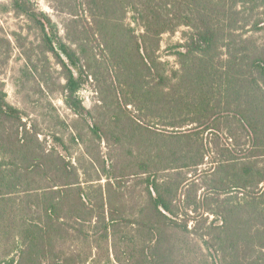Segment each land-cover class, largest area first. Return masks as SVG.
<instances>
[{
    "label": "trees",
    "instance_id": "trees-1",
    "mask_svg": "<svg viewBox=\"0 0 264 264\" xmlns=\"http://www.w3.org/2000/svg\"><path fill=\"white\" fill-rule=\"evenodd\" d=\"M60 2L73 16L66 36L75 48L58 37L55 25L32 1L11 0V8L40 31L45 53L64 77L60 88L65 104L75 114H84L77 93L85 80L76 74H85L89 56L95 61L100 57L102 63L116 64L121 74H132V95H139L145 116L158 121L159 128L146 125L142 132L146 161L154 163L155 158L162 171H176L174 181L144 172L154 214L145 230L156 236L152 250L158 252V264H169L168 257L175 253L165 247L168 225L180 233L188 231L187 221L172 220L178 215L173 205L178 192L189 183L179 179L178 171L197 170L207 157L210 167L203 170L200 202L215 219L208 228L223 235L219 255L230 251L238 262L239 250L251 246L259 254L254 263L264 264V49L254 48L239 32L242 23L251 21L246 15L253 13L254 0ZM179 28H186L181 41L168 47L179 68L169 73L155 54L162 36ZM6 123L15 127L16 138L23 128L20 139L3 136ZM38 135L26 131L19 111L0 93V264H78L79 256L56 248L67 232L59 214L67 205L63 200L71 196V208L88 209L86 194L77 171L58 153L45 152ZM187 192L190 186L185 193L189 206ZM98 193L103 200L101 188ZM100 215L97 220L107 229ZM151 254L142 252L141 261L146 263Z\"/></svg>",
    "mask_w": 264,
    "mask_h": 264
},
{
    "label": "rangeland",
    "instance_id": "rangeland-1",
    "mask_svg": "<svg viewBox=\"0 0 264 264\" xmlns=\"http://www.w3.org/2000/svg\"><path fill=\"white\" fill-rule=\"evenodd\" d=\"M30 1L55 25L58 37L75 48L66 36L69 20L73 17L67 13V7L60 0ZM253 3V13L246 15L251 21L248 25L242 23L243 29L239 32L251 39L250 44L259 50L264 49V0ZM130 16L128 14L126 23H130ZM131 26L136 33H141V27L134 23ZM70 32L74 34L71 29ZM184 32L186 28H179L173 35L164 34L155 54L158 62L167 64L169 73L179 66L168 47L181 41ZM98 52L96 49L95 53ZM96 60L89 56L88 63L83 66L85 74H76L85 82L77 93L84 114H75L64 102L60 88L65 83L64 77L58 74L60 67L55 59L45 53L40 31L12 10L11 0H0V93L19 111L26 131L29 134L38 132L42 149L58 153L77 171L79 184L86 194L84 200L88 209L71 208L75 204L73 196L63 200V205H67L59 215L67 232L56 244L57 250L79 256L78 264H141L144 263L142 252L152 253L144 264H158V252L152 250L156 236H150L145 230L146 222L154 218V214L144 172L163 179L168 176L174 181L176 171H162L155 158L154 163L146 161L148 147L142 134L146 125L153 129L159 127L156 118L145 116L137 98L139 95H132V74H121L111 60L110 63H102L100 57ZM101 67L106 71H100ZM10 125L6 123L1 133L11 135L14 140L15 127ZM94 129L98 134H93ZM23 132L21 127L16 139H20ZM3 150L1 144L0 160ZM209 167L207 157L197 170L178 171L179 179L189 183L178 192V199L173 203L178 215L171 218L176 222L187 221L188 231L180 233L170 224L165 230L170 236L165 247L175 252L168 257L169 264H255L259 254L251 246L239 250L238 262L237 254L233 256L227 251L219 255L217 251L223 235L219 230L208 228L215 219L204 211L200 202L203 170ZM88 180L92 181L86 182ZM189 186L190 193H187L191 205L187 206L185 193ZM99 188L103 200L98 198ZM101 212L107 229L97 220L102 218Z\"/></svg>",
    "mask_w": 264,
    "mask_h": 264
}]
</instances>
